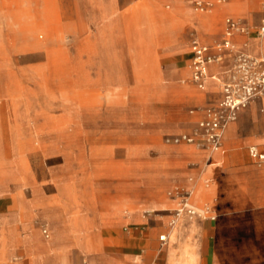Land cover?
<instances>
[{
    "label": "rangeland",
    "instance_id": "1",
    "mask_svg": "<svg viewBox=\"0 0 264 264\" xmlns=\"http://www.w3.org/2000/svg\"><path fill=\"white\" fill-rule=\"evenodd\" d=\"M197 1L116 0L121 69L118 77L107 80L95 65V54L104 57L109 53L113 27L95 22L101 41L93 43V52L90 39L94 31L83 27L86 15L78 6L76 11L75 0H0V45L10 36L19 42L32 38L35 26L45 24L50 29H36L35 45L44 49L16 51L9 60H0V188L5 191L11 180L24 184L8 191L13 204L33 197L32 187L38 196L75 198L81 213L90 200L93 207L118 204L127 214L137 208L134 195L146 198L149 194L171 198L173 205L148 213L143 208V215L171 213L179 205L176 192L181 189L192 190L198 205L212 198V174L200 181L193 177L190 184L166 181L170 162L175 167V159L181 157L177 152L214 153L202 138L194 143L176 138L192 132L202 110L217 99V93H206L202 100L192 101L194 92L184 89H199L190 74H171L169 70L176 65L189 68L192 31L214 45L224 37L228 16L244 20L255 31L263 0H226L209 11L197 9ZM92 4L102 7L99 0ZM74 15L76 27L71 25ZM107 16V12L103 14L104 20ZM240 35L244 43L235 40L237 50L246 43L257 53L264 48V35ZM254 36L257 38L250 40ZM175 45L181 48L174 55L187 58L170 64ZM108 71H112L111 63ZM249 106L240 113L231 141L226 139L234 123L226 132V155L249 152L253 144L264 149V109L254 117L257 110L253 106L252 116L246 111ZM209 158L191 159L185 165L213 170L217 166L212 163L220 159ZM9 161L17 171L11 170ZM201 187L205 191L198 198ZM64 204V208L44 205L41 215L51 230L46 241L36 236L34 258L58 254L66 249L63 241L68 236L75 239L57 225L59 214H77L67 210V200ZM20 211L14 207V212ZM45 223L39 221L42 234L48 229ZM11 246L8 235L1 233L0 263L22 264Z\"/></svg>",
    "mask_w": 264,
    "mask_h": 264
},
{
    "label": "crops",
    "instance_id": "2",
    "mask_svg": "<svg viewBox=\"0 0 264 264\" xmlns=\"http://www.w3.org/2000/svg\"><path fill=\"white\" fill-rule=\"evenodd\" d=\"M99 1L102 6L100 9L93 6L92 0H75V8L76 11L77 6L84 10L86 19L83 24L81 22L83 27L85 29L89 27L94 31V35H91L90 39L93 52V43L101 41L100 32L95 22L99 23V26L107 24L113 27L111 43L107 48L109 53L104 57L103 54L94 53L97 60L95 65L104 77L110 80L114 75L118 77L119 69H121L119 63L122 58V45L121 39L117 35L121 22L115 15L116 0ZM180 1L185 3V0ZM218 4H215L214 7ZM106 12L109 17L107 16V19L104 20L103 14ZM77 23L74 15L71 21L72 27H76ZM42 26L48 28L50 32L49 26L44 24L35 26L32 38L26 41L19 42L10 36L8 41L0 45V60H9L16 51L44 49V47L35 45V42L38 41L35 39L36 29ZM226 30L227 23L223 36ZM256 38L255 36L250 37V40ZM234 39L238 43H244L243 35L237 34ZM202 42L210 44L203 40ZM174 48L175 51L170 52L172 55L170 64L187 58L181 56L177 58L174 55L180 50L181 45H175ZM244 48L242 47V49ZM246 50L256 52L251 47ZM259 53H264V48ZM190 54L189 68L176 65L172 66V70L169 71L171 74L189 73V79L194 83L190 67L193 56L192 48ZM110 63L112 71L109 73ZM229 64L227 61L224 66L227 67ZM220 70L221 68L218 66H208L209 75L215 73L218 75L221 73L218 72ZM211 82L210 86L207 84L205 88H200L194 83L199 90L189 88L184 89V92L191 90L194 92L192 101L202 100L206 93H217L215 99H218L221 96V84L218 80ZM211 101L213 102V100ZM254 103L246 111L254 116L253 106H255L257 115L254 117H258V111L264 109V98L256 100ZM237 121H234L230 127L232 132L226 140L231 141L234 137V132L239 125ZM251 146H256L259 150L264 151L258 144ZM251 146H249V152H228L227 155L224 147L222 151L214 153L177 152L181 157L175 159V167H172V162H170L171 166L167 170L166 181L171 184H190V179L193 177L200 181L203 176L212 174L210 179H212L215 194L204 204L209 203L214 207L217 212L216 219L185 217L176 227H171L169 225L171 213L143 215V208V213H148L158 211L162 206L173 205L171 198L163 199L156 194H149L146 198L134 195L137 208L133 211H126L127 214L118 204L111 203L105 207H93L94 203L90 200L84 204L86 206L85 213H81L83 209L78 208L79 202L75 198L38 196L37 189L33 187V197L13 204L7 194L8 191L16 190L24 184L11 180L6 182L5 191L0 188V234H6L11 239V251L21 258L22 264H264V161H258L251 155ZM225 155L226 160H223ZM207 156H210L209 160H212V156L220 159L218 162L212 163L217 166L213 170L207 167L185 165L186 161L203 160ZM8 166L12 171H17L11 165V161ZM204 191L202 187L199 189L198 198ZM65 200L69 205L67 210L77 214L72 216L68 213L70 216H67L71 220L64 214H59L57 225L67 229L75 236V239L68 236L63 241L66 249L58 254H43L39 259L34 258V254L31 252L36 246V236L39 235L45 241L49 237H46L44 231V235L42 234L39 221L48 223V231L51 230L50 223L47 222L43 214L41 215L44 205L64 208L67 206L64 204ZM16 206L20 208V213L14 212ZM163 234L167 236L166 241H162L160 238ZM65 260L66 262H64ZM2 263L12 264V262Z\"/></svg>",
    "mask_w": 264,
    "mask_h": 264
},
{
    "label": "built area",
    "instance_id": "3",
    "mask_svg": "<svg viewBox=\"0 0 264 264\" xmlns=\"http://www.w3.org/2000/svg\"><path fill=\"white\" fill-rule=\"evenodd\" d=\"M225 1L200 0L196 2V6L201 11H209L215 4ZM262 7L263 15L255 31H250L244 20L228 17L226 19L227 30L223 39L214 45L203 43L198 34L191 32L190 42L193 56L190 67L192 79L198 87H206L210 63H218L224 57H229L233 59V65L225 73H219L214 77L222 85L221 96L202 110L203 116L194 130L177 137V141L194 143L198 138H202L213 151H222L228 124L236 121L240 113L252 102L264 98V55L261 57L249 55L242 50H237L234 43V37L237 34L256 33L260 37L264 35V0ZM250 152L258 161H264V151L251 146ZM177 193L180 201L178 207L171 212L169 221L171 227H176L185 217L216 219L217 212L211 204L194 203L192 190L181 189ZM43 231L48 235L47 228ZM160 238L166 241L167 236L163 234Z\"/></svg>",
    "mask_w": 264,
    "mask_h": 264
},
{
    "label": "bare ground",
    "instance_id": "4",
    "mask_svg": "<svg viewBox=\"0 0 264 264\" xmlns=\"http://www.w3.org/2000/svg\"><path fill=\"white\" fill-rule=\"evenodd\" d=\"M236 48V47H235ZM246 48H248V43H246V46H245V48L244 49H240V50H242L243 52H245V53H247V54H249V55H252V56H256V57H261L264 53H256V52H253V51H250V50H246ZM261 50V49H260ZM227 61H229V66H227V67H225L224 66V63L225 62H227ZM209 65H215V66H218L219 68H221V70L220 71H218V72H221V73H225L227 70H229L230 68H231V66L233 65V59L232 58H229V57H224L223 59H221L218 63H210ZM215 76H217V74L215 73V74H213V75H209V78H208V81H207V84L209 85V83L212 81V80H217V79H215L214 77ZM252 104H255L254 102H252L251 103V105ZM197 108V107H196ZM203 108V107H202ZM233 122H231L230 124H228V126H227V128H226V130H225V135H224V137L226 136V132H227V130H228V128H229V126L232 124ZM214 152H216V151H214ZM177 193V192H176ZM179 204V203H178ZM47 226H48V229H49V224L48 223H45ZM44 228V227H43ZM200 235V234H199ZM47 236H49V233H48V235ZM58 240H55V242H57ZM195 260V259H194Z\"/></svg>",
    "mask_w": 264,
    "mask_h": 264
}]
</instances>
